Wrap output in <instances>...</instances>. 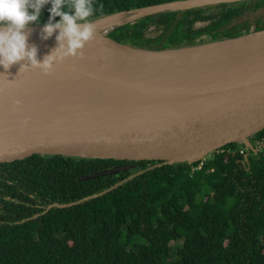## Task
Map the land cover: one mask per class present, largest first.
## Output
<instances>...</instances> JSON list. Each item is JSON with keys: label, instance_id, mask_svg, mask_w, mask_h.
<instances>
[{"label": "trees", "instance_id": "obj_1", "mask_svg": "<svg viewBox=\"0 0 264 264\" xmlns=\"http://www.w3.org/2000/svg\"><path fill=\"white\" fill-rule=\"evenodd\" d=\"M170 1L93 0L91 19ZM263 5L248 0L218 4L215 13L208 6L146 15L109 36L149 49L236 37L253 31L249 20L240 19ZM47 15L45 10L43 20ZM197 19L211 22L195 27ZM257 21L255 30L264 29V17ZM151 26L154 36L147 35ZM259 140L264 132L252 137ZM229 146L241 149L229 144L200 169V161L66 156L0 166V264H264V147L246 160L247 151L229 153ZM119 165L130 167L80 179ZM151 166L104 195L47 211L54 202L104 191Z\"/></svg>", "mask_w": 264, "mask_h": 264}, {"label": "water", "instance_id": "obj_2", "mask_svg": "<svg viewBox=\"0 0 264 264\" xmlns=\"http://www.w3.org/2000/svg\"><path fill=\"white\" fill-rule=\"evenodd\" d=\"M230 1L175 0L99 17L102 21L94 22V46L111 52L95 66L80 56L54 64L64 72L57 76L19 72V63L8 69L0 66V166L47 156L193 164L232 143L242 144L246 160L251 152L258 154L252 137L264 128V29L164 49L121 43L109 36L114 28L146 15ZM29 27V42L42 59L56 43L55 33L44 40L42 24ZM103 28L111 30L105 33ZM190 50L196 52L185 60L171 57ZM7 84L20 87L26 102L34 100L35 105L14 106L17 99ZM45 87L55 95L36 98ZM129 167L119 165L80 179ZM151 168L82 199L54 202L47 211L104 195Z\"/></svg>", "mask_w": 264, "mask_h": 264}, {"label": "clouds", "instance_id": "obj_3", "mask_svg": "<svg viewBox=\"0 0 264 264\" xmlns=\"http://www.w3.org/2000/svg\"><path fill=\"white\" fill-rule=\"evenodd\" d=\"M45 10L48 15L43 20ZM95 11L93 0H0V66L8 69L19 63V72L39 68L48 74L66 57L82 56L85 44L94 38ZM41 23V39L55 33L56 42L42 59L29 42V26ZM19 103L14 101V106Z\"/></svg>", "mask_w": 264, "mask_h": 264}, {"label": "bare ground", "instance_id": "obj_4", "mask_svg": "<svg viewBox=\"0 0 264 264\" xmlns=\"http://www.w3.org/2000/svg\"><path fill=\"white\" fill-rule=\"evenodd\" d=\"M52 46H55V44H53ZM82 52H83V55L80 56V58L83 60V62L89 64L90 66H95L97 63L102 62V60H101V59H103L102 55L107 54L108 52H111V51H108V50L101 48V47L96 48L94 46V42L92 39L91 41H89L85 44L84 48L82 49ZM194 52H196V50H190L188 52H180V53H176V54H171V57L176 56L180 60H185L189 54L194 53ZM28 70H31L32 72H37L40 75L44 74L39 68H31ZM59 73H64V72L59 71L56 67H53V69L50 72V74H53L55 76H57ZM65 82L68 83L67 80ZM7 87H9L11 89V91L14 93V96L16 97V99L19 100L22 105H25V106H29V105L34 106L35 105L34 100H29L28 102H26L28 100L26 98L27 96L22 90H20V87L15 86V85L12 86L10 84H7ZM42 93L43 94L41 96H36V98L44 99L47 97L54 96L56 91H50L49 88L45 87V91H42Z\"/></svg>", "mask_w": 264, "mask_h": 264}, {"label": "rangeland", "instance_id": "obj_5", "mask_svg": "<svg viewBox=\"0 0 264 264\" xmlns=\"http://www.w3.org/2000/svg\"><path fill=\"white\" fill-rule=\"evenodd\" d=\"M245 1H248V0H233V1H230V2H225V3H221V4H224L225 6L226 5H230V4H234V5H237V4H240V3H242V2H245ZM218 7V4L216 5V6H212L207 12L208 13H215L216 11H217V8ZM225 8V7H224ZM259 16H263L264 17V5L261 7V8H259V9H251V10H248L247 12H246V14L240 19V21L241 20H249V22H250V27L253 29V30H255V29H257V26H258V21H257V19L259 18ZM102 21V18H99V17H97V18H94L93 19V23L95 22V23H99V22H101ZM211 21L210 20H202V19H197L196 21H195V27H203V26H205V25H207V24H209ZM126 25V24H125ZM102 30H104V32L105 33H108V32H110V28H103ZM155 34H157V32H156V30H155V28H154V26H151L148 30H147V35L148 36H154ZM205 42V41H204ZM135 46V45H134ZM237 145H238V147H242V144H240V143H236ZM213 153V152H212ZM212 153H211V155H212ZM210 155V156H211ZM210 156H208V157H210ZM200 166V165H199ZM198 166V168H195V169H200L201 168V166L199 167ZM139 242H142V240L141 239H138V243Z\"/></svg>", "mask_w": 264, "mask_h": 264}, {"label": "built area", "instance_id": "obj_6", "mask_svg": "<svg viewBox=\"0 0 264 264\" xmlns=\"http://www.w3.org/2000/svg\"><path fill=\"white\" fill-rule=\"evenodd\" d=\"M262 132H264V128H263V130H262ZM254 144V146L256 147V149H257V152H259V150L260 149H262L263 147H264V140H259V141H257L256 143H253ZM225 147V146H224ZM224 147H222V148H224ZM221 148V149H222ZM220 150V149H219ZM219 150H217V151H219ZM239 149H237V148H234V147H232V146H229L227 149H226V151L227 152H229V153H235L236 151H238ZM217 151H215V152H217ZM240 151V153H242V154H244L245 153V151H246V149L244 148V147H241V149L239 150ZM210 156V155H209ZM208 157H206L204 160H202V161H200L201 163H200V166H202L203 164H204V162H205V160L207 159ZM199 166V167H200ZM196 168H198V167H196Z\"/></svg>", "mask_w": 264, "mask_h": 264}]
</instances>
